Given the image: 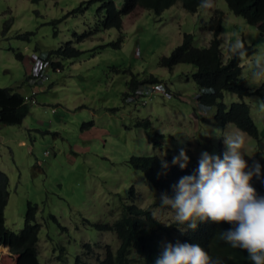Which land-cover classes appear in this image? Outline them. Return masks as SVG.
I'll return each instance as SVG.
<instances>
[{
	"label": "rangeland",
	"instance_id": "rangeland-1",
	"mask_svg": "<svg viewBox=\"0 0 264 264\" xmlns=\"http://www.w3.org/2000/svg\"><path fill=\"white\" fill-rule=\"evenodd\" d=\"M87 1L0 0V88L34 98L20 125L0 124V170L9 179L4 224L19 232L27 203L37 205L41 264H75L77 257L82 263L95 262L108 247L116 251V234L96 225L116 222L124 205L149 209L163 225L177 222L173 210L160 207L162 192L128 163L131 156L166 160L184 148L188 165L198 163L204 151L223 158L225 126L231 133L239 129L220 124L215 107L197 104L192 65L178 63L169 69L157 64L184 34L192 36L193 46L206 47L212 32L202 30L201 23L217 12L222 14L224 61L232 56L229 44L237 37L255 49L240 60V77L251 92L243 101L258 137L247 134L240 151L249 166L258 162L264 174V77H253L254 63H264V35L254 25L234 15L224 0H211L210 8L194 12L179 1L159 14L136 8L123 16L119 31L103 29L98 21L104 11L98 12V2ZM82 2V14H69ZM115 3L120 6L122 0ZM67 43L82 53L54 57L60 66L45 69L46 82L32 84L26 76L28 58L47 57ZM149 75L159 80L160 91L146 96L150 85H143L137 99L125 98L132 76L141 81ZM241 101L236 94L224 93L227 107ZM144 120L147 127L135 125ZM155 133L163 135L157 146L148 137ZM159 238L166 241L163 234ZM129 256L142 264L134 250ZM15 261L8 249H0V264Z\"/></svg>",
	"mask_w": 264,
	"mask_h": 264
},
{
	"label": "trees",
	"instance_id": "trees-1",
	"mask_svg": "<svg viewBox=\"0 0 264 264\" xmlns=\"http://www.w3.org/2000/svg\"><path fill=\"white\" fill-rule=\"evenodd\" d=\"M39 0H32L37 2ZM179 1L183 9L194 12L200 7L201 0H122L120 6L115 0H88L87 3L98 2L100 7L98 12L104 11L99 19V26L103 29L122 28L123 16L131 13L136 8L151 10L156 14L163 12ZM228 9L236 16L242 17L246 23L254 25L257 31L264 35V0H224ZM84 11L83 2L69 14H82ZM216 16L209 17L207 22H202V30L212 32L206 47L198 48L192 45V36L184 34L182 42L177 45L170 55L162 56L158 59L159 66L171 69L178 63L190 64L195 71L191 73V79L198 86L196 102L201 107H215V118L220 124L231 123L237 129L247 133L253 138L258 137L257 126L251 118L249 106L243 99L251 94L245 86L241 76L240 60L231 56L226 61L223 60L221 52V42L219 34L222 29V14L217 12ZM59 22V21H58ZM121 37V36H120ZM120 39L117 40L118 45ZM111 44V43H110ZM248 56L255 49L246 45ZM79 51L67 43L57 50L48 53L45 59L50 61L52 66L60 63L53 61L54 57H77ZM17 57H22L19 53ZM159 80L153 75H149L137 80L132 76L128 82L129 90L124 93L125 98H138L136 96L143 85L159 84ZM212 91L209 92L208 90ZM225 92L236 94L241 102H233L228 107L223 102ZM148 96V95H146ZM29 112V104L24 101L23 93L11 88H0V124L20 125ZM89 126L91 122L86 123ZM137 127H147L148 121L137 122ZM154 146L159 145L158 140L163 135L153 134L148 136ZM161 161L168 163V169H163ZM128 163L142 173L143 177L154 188H158L162 193L171 196L172 185L185 175L193 174L198 168V163L190 164L186 169H180L178 165L172 164V159L168 157L162 160L156 155H133L128 159ZM166 173V174H165ZM7 175L0 170V246L8 247V251L16 256L15 264H41L38 260V234L40 225L35 222L37 205L27 203L23 227L19 232H12L5 227L4 209L8 200ZM250 185L261 196H264V174L261 171L259 178L253 177ZM232 225L222 223L216 225L212 222L199 223L196 230L187 229L186 223L179 222L163 225L159 222L149 209L138 208L136 205H124L118 220L111 225L97 224L98 230H109L116 234L119 246L116 251L110 247L105 251L102 259L95 262L82 263L77 257L75 264H136L135 258L130 257L134 250L142 259V264H154L155 258L161 252L164 242L160 241V234L166 236V241L175 244L198 243L203 250L212 258H218L223 264H253L248 259V253L230 245L220 239L219 233L231 228ZM89 248V244H86Z\"/></svg>",
	"mask_w": 264,
	"mask_h": 264
},
{
	"label": "clouds",
	"instance_id": "clouds-1",
	"mask_svg": "<svg viewBox=\"0 0 264 264\" xmlns=\"http://www.w3.org/2000/svg\"><path fill=\"white\" fill-rule=\"evenodd\" d=\"M211 0H201L200 7L210 8ZM231 55L243 60L248 56L245 42L237 37L229 44ZM253 77H264V63L256 61L253 65ZM209 92L212 90L209 89ZM264 107V101H260ZM224 129L226 150L222 157L201 152L198 168L193 174L182 176L172 185V195L162 193L160 207L170 208L175 220L185 224L187 229L196 230L199 223L212 222L216 225H232L221 231L219 237L232 248L248 253L253 264H264V196L259 195L250 185L255 176H261V166L254 162L247 164L240 151L245 144L247 133L237 130L235 133ZM190 158L184 148L173 156L172 164L186 169ZM162 168L169 165L161 161ZM166 174V173H165ZM154 264H223L218 258L210 257L198 243L175 244L164 242Z\"/></svg>",
	"mask_w": 264,
	"mask_h": 264
},
{
	"label": "built area",
	"instance_id": "built-area-1",
	"mask_svg": "<svg viewBox=\"0 0 264 264\" xmlns=\"http://www.w3.org/2000/svg\"><path fill=\"white\" fill-rule=\"evenodd\" d=\"M51 64L49 61L45 59V57H40L36 55H31L28 58V64L26 68V76L29 79V81L32 84H37V83H44L48 80V76L45 72V69L50 67ZM55 72L60 71V67H54ZM162 87H159L158 84L150 85L149 88H147L144 93L145 95H150L155 92H158L161 90ZM141 93V92H140ZM24 101L27 104H33L34 103V98L33 97H28L27 95H24ZM138 96V95H136Z\"/></svg>",
	"mask_w": 264,
	"mask_h": 264
},
{
	"label": "bare ground",
	"instance_id": "bare-ground-1",
	"mask_svg": "<svg viewBox=\"0 0 264 264\" xmlns=\"http://www.w3.org/2000/svg\"><path fill=\"white\" fill-rule=\"evenodd\" d=\"M42 92H44V91H42ZM0 249L2 250L3 249V251H5L6 249H7V246H0Z\"/></svg>",
	"mask_w": 264,
	"mask_h": 264
},
{
	"label": "crops",
	"instance_id": "crops-1",
	"mask_svg": "<svg viewBox=\"0 0 264 264\" xmlns=\"http://www.w3.org/2000/svg\"><path fill=\"white\" fill-rule=\"evenodd\" d=\"M7 249H8V247H7Z\"/></svg>",
	"mask_w": 264,
	"mask_h": 264
}]
</instances>
